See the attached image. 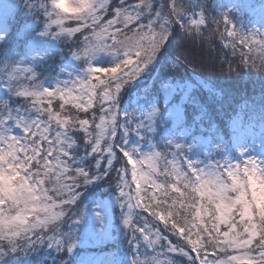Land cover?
<instances>
[{
	"label": "snow or ice",
	"instance_id": "obj_1",
	"mask_svg": "<svg viewBox=\"0 0 264 264\" xmlns=\"http://www.w3.org/2000/svg\"><path fill=\"white\" fill-rule=\"evenodd\" d=\"M20 6L23 16L9 30L3 19ZM208 7L201 0H161L159 6L156 0H119L118 4L115 0H0V85L12 96L31 102V107L12 108L6 99H0V260H18L40 248L71 254L78 243L75 225L84 215L83 210L72 211L79 189L97 180H111L115 172L117 204L133 253L131 264H176L173 253L192 264H264V144L260 153L239 147V158L225 155L217 144L201 160L190 158L192 145L172 137L160 140L168 151H155L161 144L153 143L152 137L165 120L161 109L154 103L131 112L121 107L124 91L169 43L172 25H179L183 40L199 42L201 47L211 45L217 32L221 40L226 33L230 39L224 48L230 46L233 55L238 48L246 50L239 52L238 67L264 71V0L258 6H235L254 8V22L260 25L244 35L236 28L238 22L243 27V17L229 10L223 14L224 31H219L220 20L213 18L217 27L205 36L201 28L208 22ZM68 20H74L76 26L66 27ZM78 33L83 39L77 43ZM48 37L75 44L72 58L84 65L83 75L45 87L35 68L28 67L23 71L31 73L27 76L30 85L22 86L20 66L29 57L16 58L12 41H24L31 51L41 38ZM100 54L113 56L114 62L107 67L94 64ZM47 55L45 50L38 57ZM182 55L184 50L178 52L174 66L191 63L187 56L181 61ZM36 60L37 56L31 57ZM232 71L235 69L230 67ZM162 88L167 93L172 84L163 83ZM57 97L61 109L71 103L85 114L99 101L101 114L98 120L95 116L90 120L62 115L53 111L52 101ZM45 100L47 106H38ZM167 120L179 124L183 115L176 109L168 112ZM13 127L23 134H14ZM132 133L148 145V152L141 145L129 144ZM100 157L107 163L101 164ZM125 158L132 166L137 196L124 190L128 185V169L122 164ZM161 163L163 171L159 170ZM146 185H150L151 195ZM142 190L144 197L137 198ZM145 198L150 203L142 204ZM137 208L150 209L163 228L146 220L137 227Z\"/></svg>",
	"mask_w": 264,
	"mask_h": 264
},
{
	"label": "trees",
	"instance_id": "obj_2",
	"mask_svg": "<svg viewBox=\"0 0 264 264\" xmlns=\"http://www.w3.org/2000/svg\"><path fill=\"white\" fill-rule=\"evenodd\" d=\"M201 2L210 6L205 11L208 22L201 28L204 35L208 36L212 30L216 29L217 26L213 22V18L220 20L219 31H224L223 14L225 12L213 3L214 0H201ZM118 3L119 0H115V4ZM160 3L161 0H156L157 6ZM22 16V6L13 8L8 16L3 19V23L8 24L9 30H11L12 25ZM65 26L75 27L76 24L74 20H68L65 21ZM236 28L241 31L242 35L246 34L247 30L252 29L243 26L245 31H242L243 28L240 23L236 24ZM53 31H56L55 27H53ZM170 31L173 34L162 53L138 80L134 81L124 91L121 97V107L123 108L124 104L127 103L124 107L125 111L142 110L147 104L154 103L164 113L165 120L160 123L152 137L153 143L159 142L161 144V147H157L155 151H168L162 147L160 140L173 137L178 142L193 146L188 153L191 159L202 160L203 154L210 153L211 148L217 144L222 145L225 155L235 158L230 143L228 122L239 109H244L245 115L253 118L256 122L258 136L251 144V151L255 152L262 148V144H264V71L243 66L238 67L241 63L239 52L246 50L238 48L237 54L233 55L230 46L227 49L224 48V43L230 39L226 33L225 39L221 40L219 32H217L212 37L211 45L204 44L201 47L199 42L183 40V32L179 25H172ZM76 38L78 43L83 39V35L78 33ZM12 47L18 54L16 58L23 55L29 57V62L20 66L22 70L20 84L24 87L30 85L27 76H30L31 73L23 71L28 67L35 68L39 80L44 83L45 87L56 86L58 80L62 82L65 79H70V76L83 75L82 68L84 65L72 58V50L75 48V44L71 40L52 37L41 38V43L31 51L27 50L24 41L13 40ZM45 50L48 52L47 57H38ZM181 50H184V55L180 57L181 61H184V56H187L188 61H191V63L185 61L186 67L174 66L177 54ZM33 56H37L36 62L31 61ZM114 59L113 56L100 54L93 63L107 67L114 62ZM230 67L235 71L229 72ZM170 77L171 81H169ZM163 83L172 84L169 92L166 93L163 90ZM0 99H6L12 108L23 105L31 107L30 101L26 103L22 97L12 96L3 88V85H0ZM61 103L62 101L58 97L53 99V111L61 112L62 115L71 114L90 120L93 116L98 120L101 114L99 101L93 102L87 114L77 112L71 103L61 109ZM38 106H47V101L45 100L43 105ZM176 109H179L183 115V120L179 124L167 120L168 112ZM34 115L36 114L34 113ZM135 115L139 116L140 112H136ZM44 119H47V116ZM52 127L53 129L56 127L54 122ZM13 132L17 135L22 133L21 129L16 127H13ZM165 132L166 137H162ZM77 143H81V140L77 139ZM129 144L141 145L145 152L149 151L148 145L143 144V141L135 133L130 134ZM83 151L84 149L81 147L79 154L82 155ZM211 154L215 155L214 152ZM85 159H91V157ZM168 159H171V156ZM100 162L101 164L107 163L103 157H100ZM122 164L126 165L128 169L125 176L128 185L124 187V190L134 196L136 182L132 178V166L127 164L126 158ZM122 164H117L116 167L120 168ZM91 166L95 168V160L91 161ZM138 167L140 166L138 165ZM163 167L164 165L161 163L159 170L163 171ZM116 183L117 176L113 172L111 180H97L79 189L80 196L72 211L83 210L84 215L81 222L75 225L78 243L71 254L58 253L54 249L40 248L38 252L27 257H20L18 260L5 257L0 260V264H60L62 260L65 261V264H106L107 262L110 264H131L129 259L133 258V253L128 243L126 229L122 223V211L117 204L119 190L116 188ZM145 187L149 188L148 194L151 195L150 185ZM144 195L142 190L139 197H144ZM141 203L147 204L150 201L145 198ZM101 206L103 210H101ZM157 211L160 210L157 209ZM97 213H99V218H97ZM135 213L139 214L135 217L137 227L146 220L154 227L163 228V222L153 217L150 209L137 208ZM69 214L71 215V213ZM67 227L64 225L65 231H67ZM163 234L168 235L174 243L177 241V237L171 233L165 232ZM140 251L143 253L145 249L142 247ZM211 251L209 249V253ZM149 255H152L150 250ZM170 255L176 260V264H192L190 259L178 254ZM191 255L195 256L196 253H191ZM140 258L143 259V256ZM160 259H165V257H160Z\"/></svg>",
	"mask_w": 264,
	"mask_h": 264
},
{
	"label": "rangeland",
	"instance_id": "obj_3",
	"mask_svg": "<svg viewBox=\"0 0 264 264\" xmlns=\"http://www.w3.org/2000/svg\"><path fill=\"white\" fill-rule=\"evenodd\" d=\"M219 1H222L221 3L217 2V3H219L218 4L219 5V8L222 11L228 12L229 10H231L234 15H239V16H242L243 17V26H248L249 29H250V27L252 29L259 28L260 27V25L258 23H255L254 22L257 19L254 16V11H255L254 8H249V9L248 8H244V9L240 10V9H237L235 7L237 4H256L258 6L260 0H219ZM223 8H225L226 11ZM249 21H253V23H249ZM240 26H241V24H240ZM242 31H245L244 28L242 29ZM240 131H242V132H249V129L247 128V126H243L240 129ZM20 134L22 135L23 133H20ZM235 143H236L235 144V147L239 148L240 147V143L237 142V141ZM236 153H237L236 154L237 155V158H239V152H238V150H236ZM101 210H103L102 206H101ZM130 260H132V259H130ZM106 264H110V263L107 262Z\"/></svg>",
	"mask_w": 264,
	"mask_h": 264
}]
</instances>
